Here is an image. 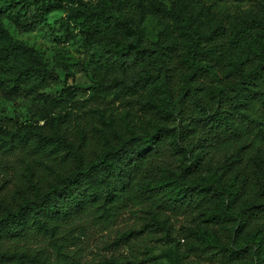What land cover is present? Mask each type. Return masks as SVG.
I'll return each mask as SVG.
<instances>
[{"label": "trees", "instance_id": "1", "mask_svg": "<svg viewBox=\"0 0 264 264\" xmlns=\"http://www.w3.org/2000/svg\"><path fill=\"white\" fill-rule=\"evenodd\" d=\"M62 6L66 33L100 44L76 70L82 94L48 91L57 71L4 24L29 29ZM147 16L150 38L130 29ZM0 92L47 103L36 119L0 122V240L45 237L61 264L80 220L105 225L128 210L137 218L117 241L145 232L185 241L195 264H264V3L231 22L204 0H8ZM0 264L54 263L16 246Z\"/></svg>", "mask_w": 264, "mask_h": 264}, {"label": "rangeland", "instance_id": "2", "mask_svg": "<svg viewBox=\"0 0 264 264\" xmlns=\"http://www.w3.org/2000/svg\"><path fill=\"white\" fill-rule=\"evenodd\" d=\"M8 0H0V5ZM167 4L175 3L176 0H160ZM210 4L218 15L224 20L235 22L243 15L252 11L255 7L262 5L264 0H204ZM30 1H26L29 3ZM20 12H26L27 18H31L34 13V6L28 4L20 9ZM65 14V9L52 10L37 22H34L29 29H23L16 25L11 19L5 18L4 24L10 34L17 40L35 47L48 60L58 73L59 79L56 83L47 88L50 92H56L66 84L78 85L82 90L79 94L85 92L83 89L88 84V78L85 71H76L83 62H85L90 53L99 43H88L84 41L81 35L76 34L70 37L63 29L60 18ZM133 33L141 32L146 38L153 36L158 27L155 21L147 16L145 18H136L130 25ZM67 75V77H66ZM86 98V95L85 97ZM47 109V103L42 99H33L21 96L7 97L0 92V122L8 118L29 120L38 118L41 113ZM42 120H39L41 123ZM136 213L125 211L114 221L105 225L96 224L85 218L79 221V224L73 228L74 243H70L68 248L73 257H65L61 264H97L101 259L110 257H131L132 253L140 259L139 264H169L166 254L178 256L182 254V264H195L187 256L185 241L181 240V245L177 247L174 244L156 243L155 236L146 235L145 232L131 237L124 241H117V236L128 228L135 220ZM237 231L242 229V223L236 222ZM234 233V230L232 231ZM24 248L30 252L38 253L41 256L50 258L54 264H58L55 259V252L47 238L39 235H30L22 239H3L0 240V249H13L15 247ZM252 259H245L232 262L231 264H252ZM220 264V263H212ZM255 264V263H254Z\"/></svg>", "mask_w": 264, "mask_h": 264}]
</instances>
